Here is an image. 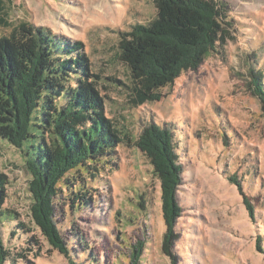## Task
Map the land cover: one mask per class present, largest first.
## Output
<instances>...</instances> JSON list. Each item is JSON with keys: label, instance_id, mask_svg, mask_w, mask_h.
<instances>
[{"label": "rangeland", "instance_id": "rangeland-1", "mask_svg": "<svg viewBox=\"0 0 264 264\" xmlns=\"http://www.w3.org/2000/svg\"><path fill=\"white\" fill-rule=\"evenodd\" d=\"M223 1L236 29L225 56L206 57L164 87L158 101L138 106L130 103L128 69L117 57L118 32L148 22L155 14L152 0L4 1L12 24L26 21L83 44L102 76L105 114L121 132L136 138L156 123L173 135L181 211L167 250L160 182L133 143L90 158L60 179L54 221L77 264H264V105L249 82L251 68L264 86V0ZM110 76L120 83L105 79ZM0 170L8 178L3 207L30 227L40 251L34 257L25 250V236H11L13 223L5 219L0 238L11 254L3 264H67L32 224L23 151L1 139Z\"/></svg>", "mask_w": 264, "mask_h": 264}, {"label": "trees", "instance_id": "trees-1", "mask_svg": "<svg viewBox=\"0 0 264 264\" xmlns=\"http://www.w3.org/2000/svg\"><path fill=\"white\" fill-rule=\"evenodd\" d=\"M5 0H0V139L23 151L30 174V218L49 245L67 264L75 255L54 221L53 204L60 192L58 182L84 161L106 156L121 143H133L152 166L160 182V201L168 249L175 218L181 209L176 200L181 165L170 129L156 123L144 127L136 138L121 132L105 114L102 76L95 73L80 41H70L49 30L7 19ZM154 16L118 32V59L129 73L126 85L133 106L158 101L161 90L186 70L196 69L211 55L223 58L236 29L223 0H152ZM250 85L264 105L261 73L249 68ZM105 79L120 83L115 77ZM240 189L233 176L227 177ZM8 178L0 170V226L13 223L11 236L24 235V249L40 256L31 229L4 208ZM242 202L253 220V209ZM141 244L132 255L139 258ZM258 247V246H257ZM259 248V247H258ZM0 238V264L10 256ZM24 260L25 256L19 254ZM27 262V261H26ZM28 264H33L30 261Z\"/></svg>", "mask_w": 264, "mask_h": 264}]
</instances>
